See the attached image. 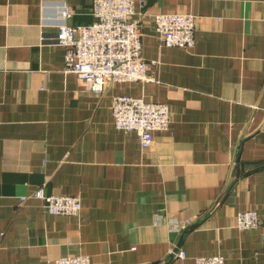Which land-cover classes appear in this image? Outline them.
<instances>
[{"label": "crops", "instance_id": "0c3cea01", "mask_svg": "<svg viewBox=\"0 0 264 264\" xmlns=\"http://www.w3.org/2000/svg\"><path fill=\"white\" fill-rule=\"evenodd\" d=\"M63 6L94 20L92 0H0V264H264V0H136L153 79L103 92L65 71ZM159 12L194 14L195 45H163ZM118 94L168 105L150 146L116 127ZM41 186L82 211L48 212ZM250 208L262 223L242 230Z\"/></svg>", "mask_w": 264, "mask_h": 264}, {"label": "built area", "instance_id": "2783aa9c", "mask_svg": "<svg viewBox=\"0 0 264 264\" xmlns=\"http://www.w3.org/2000/svg\"><path fill=\"white\" fill-rule=\"evenodd\" d=\"M136 0H92L91 23L77 27L69 23L74 12L63 6L56 34L58 44L65 46V71L75 73L96 92H103L112 83L150 81L151 62L143 55L141 19L136 17ZM155 32L165 46L193 47L196 43L195 15L188 12H159L153 16ZM115 125L125 131H136L143 147L154 141V132L163 131L171 122L166 103L142 97L118 94L112 99ZM44 208L54 214L79 215L83 199L77 194H48L44 186L33 194ZM24 200L25 197H22ZM238 226L242 230L258 228L262 223L257 209L240 210ZM178 256L186 257L185 251ZM54 264H92L87 255H67ZM193 264H227L223 255L197 256Z\"/></svg>", "mask_w": 264, "mask_h": 264}, {"label": "water", "instance_id": "95a60500", "mask_svg": "<svg viewBox=\"0 0 264 264\" xmlns=\"http://www.w3.org/2000/svg\"><path fill=\"white\" fill-rule=\"evenodd\" d=\"M192 228H193V227L188 228V229L186 230V232H189L190 230H192ZM178 250H179V248L176 249V251H178Z\"/></svg>", "mask_w": 264, "mask_h": 264}]
</instances>
